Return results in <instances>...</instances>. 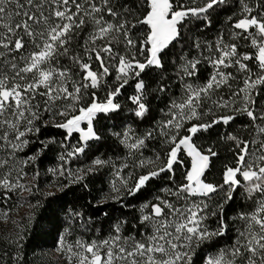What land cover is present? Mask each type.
<instances>
[{
  "label": "snow or ice",
  "instance_id": "1",
  "mask_svg": "<svg viewBox=\"0 0 264 264\" xmlns=\"http://www.w3.org/2000/svg\"><path fill=\"white\" fill-rule=\"evenodd\" d=\"M0 222V264H264V0H0Z\"/></svg>",
  "mask_w": 264,
  "mask_h": 264
},
{
  "label": "trees",
  "instance_id": "2",
  "mask_svg": "<svg viewBox=\"0 0 264 264\" xmlns=\"http://www.w3.org/2000/svg\"><path fill=\"white\" fill-rule=\"evenodd\" d=\"M68 198H71L70 195ZM45 221H40L36 228V238L33 240L34 244L39 245L46 252L52 245V238L48 235L42 234V230L45 227ZM11 227L10 224H2L0 223V235H3L5 232L9 230ZM50 258H44V264H50Z\"/></svg>",
  "mask_w": 264,
  "mask_h": 264
},
{
  "label": "rangeland",
  "instance_id": "3",
  "mask_svg": "<svg viewBox=\"0 0 264 264\" xmlns=\"http://www.w3.org/2000/svg\"><path fill=\"white\" fill-rule=\"evenodd\" d=\"M0 223L5 224V223H3V222H0ZM49 258L51 259V257H49Z\"/></svg>",
  "mask_w": 264,
  "mask_h": 264
}]
</instances>
